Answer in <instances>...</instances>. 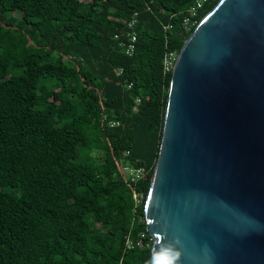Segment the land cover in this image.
<instances>
[{"label": "trees", "instance_id": "obj_1", "mask_svg": "<svg viewBox=\"0 0 264 264\" xmlns=\"http://www.w3.org/2000/svg\"><path fill=\"white\" fill-rule=\"evenodd\" d=\"M195 1L0 0V264L154 263L145 201L172 76L163 60L218 0L186 28ZM121 160L147 176L126 179Z\"/></svg>", "mask_w": 264, "mask_h": 264}, {"label": "water", "instance_id": "obj_2", "mask_svg": "<svg viewBox=\"0 0 264 264\" xmlns=\"http://www.w3.org/2000/svg\"><path fill=\"white\" fill-rule=\"evenodd\" d=\"M145 218L153 264H264V0H218L185 38Z\"/></svg>", "mask_w": 264, "mask_h": 264}, {"label": "built area", "instance_id": "obj_3", "mask_svg": "<svg viewBox=\"0 0 264 264\" xmlns=\"http://www.w3.org/2000/svg\"><path fill=\"white\" fill-rule=\"evenodd\" d=\"M205 1L207 0H196L195 3H193L190 8L188 9L186 15L184 16L183 19V23L185 25L186 28H189L192 23L194 22L193 16H195L198 12V10L204 5ZM137 25V19L136 16H133L131 18L128 19L127 21V35L128 38L125 41H123L124 44V48H125V52L129 55L133 54L135 49H136V43L138 40V31L136 28ZM171 26V25H169ZM178 56V52L176 51H167L165 56H164V60H163V65H164V69L166 71H171L173 70L175 63H176V59ZM120 71H122V69H120ZM129 153V150L124 151L123 155H127ZM121 173L123 174V176L126 179L131 180L132 182H137L138 180H140L141 178H144L147 176V168H145L144 166H138V165H134L131 162H126L124 160H121ZM133 195L136 199L137 203H140L142 201V198L144 196L142 191H138V190H134L133 191ZM151 238L153 239V237L151 236ZM136 243L138 245H144L145 242V233L142 232V234L140 235L139 238H137ZM134 245L133 240L131 239V237L128 235L127 236V246L128 247H132Z\"/></svg>", "mask_w": 264, "mask_h": 264}, {"label": "rangeland", "instance_id": "obj_4", "mask_svg": "<svg viewBox=\"0 0 264 264\" xmlns=\"http://www.w3.org/2000/svg\"><path fill=\"white\" fill-rule=\"evenodd\" d=\"M200 21V20H199Z\"/></svg>", "mask_w": 264, "mask_h": 264}]
</instances>
